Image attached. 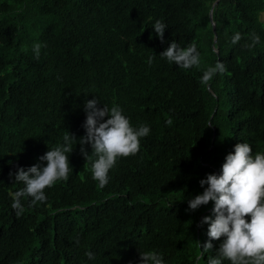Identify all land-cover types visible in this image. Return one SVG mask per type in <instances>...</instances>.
Listing matches in <instances>:
<instances>
[{
  "label": "trees",
  "instance_id": "1",
  "mask_svg": "<svg viewBox=\"0 0 264 264\" xmlns=\"http://www.w3.org/2000/svg\"><path fill=\"white\" fill-rule=\"evenodd\" d=\"M262 16L264 0H0V264H142L150 250L165 264H208L224 239L203 250L214 202L193 211L188 201L238 142L264 152ZM253 32L260 41L247 48ZM173 41L196 42L199 69L160 57ZM217 61L226 72L201 84ZM92 99L151 128L103 188L78 143ZM67 132L77 138L70 178L46 189V203L22 198L17 216L10 194L24 185L10 173L41 163Z\"/></svg>",
  "mask_w": 264,
  "mask_h": 264
},
{
  "label": "clouds",
  "instance_id": "2",
  "mask_svg": "<svg viewBox=\"0 0 264 264\" xmlns=\"http://www.w3.org/2000/svg\"><path fill=\"white\" fill-rule=\"evenodd\" d=\"M166 28L167 25L162 20H157L153 26L162 42ZM250 38L252 43L245 47L254 48L260 37L253 32ZM241 39V34L237 32L232 43L236 44ZM42 47L46 45L39 42L33 45L36 59H39ZM159 55L184 70L194 67L199 69L201 65L200 52L195 41L185 48L173 41ZM154 59L155 56H150L147 63L151 65ZM225 72L224 63L217 61L214 66L203 71L200 83L208 86L218 73L223 75ZM97 104L96 99L87 100L85 103L87 115L83 127L86 135L78 143L86 161H91L92 179L98 182V187L103 188L109 182L110 170L119 159L139 153L141 138L148 136L151 128L144 124L134 127L119 105L99 108ZM106 117L108 118L105 119ZM166 123L171 126L173 121L168 119ZM63 141V144H58L39 157L41 163L27 169L20 167L16 173H10L15 182H22L24 185L10 194L13 200L11 207L17 216L22 215L25 210L22 198L31 197L33 206L38 202L46 203V189L70 178L73 167L69 154L73 152V143L77 142V138L67 132ZM89 144L92 148L91 154L85 147ZM200 185L207 187L202 194L189 199V209L194 211L214 202V218L205 216L201 222L202 225H209V241L203 245V250H212L214 245L211 241L224 238L216 251L217 255L208 258V264H223L225 260L231 264H264V152L257 151L253 154L249 143L238 142L234 151L225 157L220 174H208L206 179L200 180ZM86 255L89 259L95 258L90 251ZM140 256L142 264H165L163 255L155 250L141 252Z\"/></svg>",
  "mask_w": 264,
  "mask_h": 264
},
{
  "label": "water",
  "instance_id": "3",
  "mask_svg": "<svg viewBox=\"0 0 264 264\" xmlns=\"http://www.w3.org/2000/svg\"><path fill=\"white\" fill-rule=\"evenodd\" d=\"M209 16H210V18L212 17V9L210 10V12H209ZM214 26V25H213ZM213 29H214V27H213ZM215 41V40H214Z\"/></svg>",
  "mask_w": 264,
  "mask_h": 264
},
{
  "label": "rangeland",
  "instance_id": "4",
  "mask_svg": "<svg viewBox=\"0 0 264 264\" xmlns=\"http://www.w3.org/2000/svg\"><path fill=\"white\" fill-rule=\"evenodd\" d=\"M261 19L264 21V17L262 16Z\"/></svg>",
  "mask_w": 264,
  "mask_h": 264
}]
</instances>
